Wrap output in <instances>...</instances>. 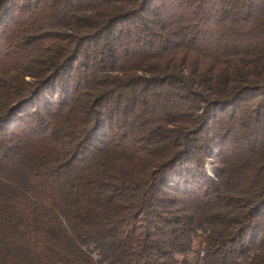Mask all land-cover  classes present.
Here are the masks:
<instances>
[{
	"label": "trees",
	"instance_id": "obj_1",
	"mask_svg": "<svg viewBox=\"0 0 264 264\" xmlns=\"http://www.w3.org/2000/svg\"><path fill=\"white\" fill-rule=\"evenodd\" d=\"M0 264H264V0H0Z\"/></svg>",
	"mask_w": 264,
	"mask_h": 264
},
{
	"label": "rangeland",
	"instance_id": "obj_2",
	"mask_svg": "<svg viewBox=\"0 0 264 264\" xmlns=\"http://www.w3.org/2000/svg\"><path fill=\"white\" fill-rule=\"evenodd\" d=\"M196 247H197V249L195 250V252L191 253L190 256H189L192 261L196 260V258H197V250L200 249L198 244H197Z\"/></svg>",
	"mask_w": 264,
	"mask_h": 264
}]
</instances>
